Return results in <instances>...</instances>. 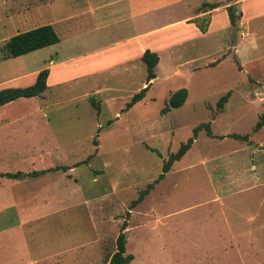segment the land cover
Segmentation results:
<instances>
[{
	"label": "rangeland",
	"instance_id": "1",
	"mask_svg": "<svg viewBox=\"0 0 264 264\" xmlns=\"http://www.w3.org/2000/svg\"><path fill=\"white\" fill-rule=\"evenodd\" d=\"M230 4L242 11L239 0H0V46L42 24L60 37L0 61V90L49 69L42 95L0 107V172L68 168L0 178V264H107L130 202L204 122L223 137L199 131L129 210L128 264H264V126L253 129L264 114V19L250 46L251 23L240 15L232 27ZM146 48L159 57L149 82ZM182 87L184 104L162 114Z\"/></svg>",
	"mask_w": 264,
	"mask_h": 264
},
{
	"label": "trees",
	"instance_id": "2",
	"mask_svg": "<svg viewBox=\"0 0 264 264\" xmlns=\"http://www.w3.org/2000/svg\"><path fill=\"white\" fill-rule=\"evenodd\" d=\"M218 5L219 3L216 2L213 3L204 2L199 9L200 10L204 9V11L211 10L216 8ZM226 10L230 25L232 27H236L239 18V13L236 11L235 5L234 4L228 5L226 7ZM199 28L201 32L206 31V27L203 25H201ZM59 41H60V37L52 24H42L37 27L22 32H18L10 36L7 39V41L0 46V61L27 54L34 50L41 49L50 46L52 44L58 43ZM141 60L144 62L146 66V70H147L146 81L149 82L150 80L156 77L154 68L159 61V57L156 52L147 48L144 50L141 56ZM48 76H49V69L44 68L37 73L34 82L28 86L6 87L1 89L0 107L8 105L21 98H30V97H37L42 95V93L47 88ZM149 85L150 83L147 84L145 87L141 88L138 92H136L127 102L126 108H130L135 103L142 100L146 96V92L149 90ZM230 93H231L230 91H227L217 100L216 107L218 109L222 108V106L228 101ZM187 96H188L187 88L182 87L176 90L174 93L171 94L165 106L161 109V113L164 114L169 112L171 109L182 106L186 101ZM92 104H94L97 108L99 106L93 100H92ZM262 126H264V114H262L260 119L255 123L253 129L258 130ZM201 130H204L208 136L219 137V138L223 137V136L214 135L212 133L209 122L200 123L199 125L194 127L192 135L185 142H182L178 147V149L175 152L170 153L168 157L163 161L161 173L158 175V177L153 182L148 183L145 186V188L141 189L138 192L137 197L130 202L129 210L137 206L139 203H141L145 198V196L148 195L150 191L154 188L155 184L164 178L165 174L171 169L173 163L179 161L186 154V152L191 148L192 143L194 139L197 137L198 132ZM227 136H230L234 139H241V140L248 139L247 134L231 133L228 134ZM94 143H96L95 139H94ZM157 153H159V151H157ZM87 159L85 161H87ZM59 169L65 171L68 168L64 166H56L41 170H32L29 172H24L20 170L15 172H0V178L15 180L27 176L36 177L39 175H43L46 172L56 171ZM129 210L126 212V217L122 222L120 226V231L116 237L115 240L116 249L110 255L107 264H128L134 259L133 254L126 253V236L124 230L128 225L127 219L130 214Z\"/></svg>",
	"mask_w": 264,
	"mask_h": 264
},
{
	"label": "crops",
	"instance_id": "3",
	"mask_svg": "<svg viewBox=\"0 0 264 264\" xmlns=\"http://www.w3.org/2000/svg\"><path fill=\"white\" fill-rule=\"evenodd\" d=\"M239 4L241 5L242 7V11L238 10L237 12L239 13V16L241 15L242 18H244V23L246 25H250L251 23V31H252V28H253V23L255 20L259 19V20H262L264 19V0H239ZM220 5H218L216 8L214 9H211L214 11V13L216 11H218L219 9H223L221 7H219ZM244 6V8H243ZM247 7V8H246ZM244 9V10H243ZM226 13H227V10L225 9ZM213 13V14H214ZM243 13V14H242ZM206 31H207V28H206ZM205 31V32H206ZM205 32H202V33H205ZM253 32V31H252ZM252 42L249 41V44L250 46L253 45V39L254 37L256 38H261L262 36H257L256 32L254 31L252 33ZM262 39V38H261ZM248 42V41H247ZM248 44V45H249ZM236 46V45H235ZM251 48H254V47H251ZM147 49V48H146ZM235 53H236V49H235ZM237 54V53H236ZM256 62V61H255Z\"/></svg>",
	"mask_w": 264,
	"mask_h": 264
}]
</instances>
